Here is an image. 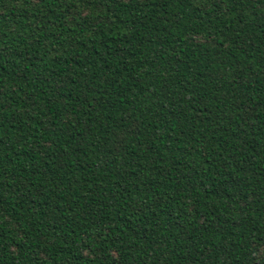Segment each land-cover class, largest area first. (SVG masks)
I'll return each mask as SVG.
<instances>
[{
  "label": "trees",
  "instance_id": "1",
  "mask_svg": "<svg viewBox=\"0 0 264 264\" xmlns=\"http://www.w3.org/2000/svg\"><path fill=\"white\" fill-rule=\"evenodd\" d=\"M0 264H264V0H0Z\"/></svg>",
  "mask_w": 264,
  "mask_h": 264
}]
</instances>
